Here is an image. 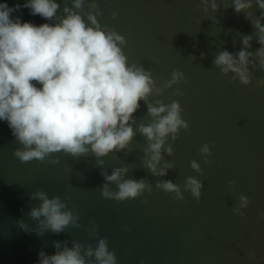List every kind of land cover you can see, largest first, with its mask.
Here are the masks:
<instances>
[{
  "label": "water",
  "instance_id": "water-1",
  "mask_svg": "<svg viewBox=\"0 0 264 264\" xmlns=\"http://www.w3.org/2000/svg\"><path fill=\"white\" fill-rule=\"evenodd\" d=\"M5 2L9 7L21 5L11 14L13 18L19 16L22 22L36 25L52 23L32 15L23 7L25 0H0ZM57 3L58 15H63L65 3L72 7L71 0ZM98 6L103 12L98 17L101 24L114 27L125 37L129 62L151 70L160 83L170 79L173 70L187 78L163 96L150 97L164 103L178 100L184 109L182 117L189 122V129H181L176 141L169 139L175 151L164 158L175 167L164 177L145 169L146 139L137 133L131 152L116 153L119 159L112 154L103 157L102 167L110 173L113 167L128 165L131 170L126 178L147 176L154 191L123 202L106 199L100 193L104 178L91 153L79 158L55 153L52 158L59 157L58 164L50 160L22 163L13 155L22 145L7 121H0V264H38L41 250L55 253L53 241L67 240L69 247L72 241L95 245L97 233L108 240L117 264H264V87L255 86L264 71L251 69L253 82L245 86L231 81V73L223 76L212 63L220 50L236 53L241 49L239 33L256 31L251 21L243 11L237 13L223 3L216 12L210 5L204 12L200 0H98ZM113 11L118 13L115 19ZM250 11L259 16L261 10L254 3ZM251 44L249 51L260 47L255 37ZM201 53H205L204 59ZM177 87L183 96L174 94ZM134 115L147 123L142 101ZM205 142L211 146V164L204 163L198 152ZM193 159L200 162L203 175L191 169ZM187 176L203 181L199 200L185 192L181 202L173 194L155 189L157 179L183 185ZM230 181H235V190ZM111 187L116 190L114 184ZM37 189L50 198H68L67 207L78 212L83 227L43 235L22 229L21 220L32 229L38 226L29 215L30 208L40 203L30 198ZM241 193L251 201L243 217L231 211ZM93 224L98 226L97 233L90 230Z\"/></svg>",
  "mask_w": 264,
  "mask_h": 264
},
{
  "label": "clouds",
  "instance_id": "clouds-1",
  "mask_svg": "<svg viewBox=\"0 0 264 264\" xmlns=\"http://www.w3.org/2000/svg\"><path fill=\"white\" fill-rule=\"evenodd\" d=\"M200 2L204 12L209 11V5L216 12L223 3L225 8L234 7L237 13L243 11L245 19L251 21L256 31L239 33L241 49L236 53L220 50L212 63L223 76L231 73V81L245 86L252 84L251 69L264 71V0ZM254 3L261 10L259 16L250 11ZM71 4L69 7L65 3L63 15H58L57 0H25L23 7L30 9L32 15L52 21L36 25L22 22L19 16L12 17L21 8L20 4L9 7L6 2L0 3V121H7L12 135L22 145L13 150V155L22 163L50 160L58 164L59 157L52 158L55 153L63 152L74 158L91 153L104 178L100 187L103 198L123 202L145 192L151 194L153 183L147 176L126 178L131 170L128 165L113 167L109 173L102 167L103 157L112 154L113 159H119L116 153L131 152L132 141L139 133L146 139L143 167L155 177L166 176L175 167L174 162L164 158L175 151L169 139L176 141L181 129H189V122L182 117L184 109L178 100L164 103L150 97L163 96L167 89L187 78L183 72L173 70L170 79L158 82L151 70L135 61L129 62L124 52L125 37L114 27L101 24L98 17L103 12L98 0H71ZM117 15L116 11L112 12L113 19ZM213 19L219 23L216 17ZM254 37L260 47L249 51ZM204 58L205 53H201V59ZM255 86L264 87V77L257 78ZM174 94L184 93L177 87ZM141 101L147 109V123L138 121L134 115ZM198 152L204 163H212L210 143L205 142ZM190 167L203 175L196 159L191 160ZM229 184L235 190V181ZM203 187L197 176H187L183 185L171 179L155 181V189L173 194L172 198L181 202L185 200V192L199 200ZM30 198L40 201L29 213L38 226L32 229L18 221L25 231H35L37 235L49 231L60 234L70 226L83 227L78 212L67 207L68 198L59 195L50 198L40 189L31 192ZM144 202L147 203V197ZM250 203L249 197L241 193L238 203L231 208L233 215L243 217ZM97 227L93 224L90 230L97 233ZM53 245L54 254L39 252L38 264H117L108 240L100 238L98 233L95 245L72 241L69 247L67 240L53 241Z\"/></svg>",
  "mask_w": 264,
  "mask_h": 264
}]
</instances>
